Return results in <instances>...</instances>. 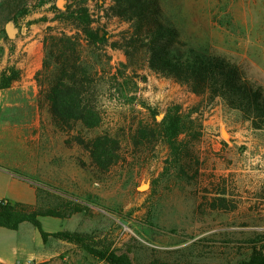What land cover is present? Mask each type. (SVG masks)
<instances>
[{"label":"rangeland","instance_id":"rangeland-1","mask_svg":"<svg viewBox=\"0 0 264 264\" xmlns=\"http://www.w3.org/2000/svg\"><path fill=\"white\" fill-rule=\"evenodd\" d=\"M59 1L0 0V73L10 67L19 72L10 87L0 88V199L33 203L28 182L35 191L43 187L82 202L90 209L68 218L40 217L44 229L90 234L103 248L127 252L134 264L157 257L196 264L247 258L253 241L262 236L264 242V152L258 149L264 147V129L149 69L139 71L146 80L132 72L112 80L107 56L114 72L126 55L109 44L130 24L108 13L113 0H64L63 6ZM160 1L183 43L228 57L264 90V0ZM68 8L88 9L92 25L108 36V43L87 53L91 61L101 56L99 67L107 70L97 85L106 115L94 129H62L37 80L50 28L77 32ZM173 103L194 110L202 122L192 170L170 167L163 143L133 142L139 123L153 121L148 107L160 120ZM104 133L121 145V158L110 170L99 169L87 148L88 140ZM237 133L242 142H236ZM247 142L254 145L244 154ZM13 175L26 180L25 188L11 186ZM222 196L231 209L212 206ZM57 201L47 196L48 203ZM0 253V264H110L55 237L44 243L30 222L17 230L0 227Z\"/></svg>","mask_w":264,"mask_h":264},{"label":"trees","instance_id":"trees-1","mask_svg":"<svg viewBox=\"0 0 264 264\" xmlns=\"http://www.w3.org/2000/svg\"><path fill=\"white\" fill-rule=\"evenodd\" d=\"M130 24L118 40L109 45L122 49L126 61L111 72V57L105 61L108 72L101 65V56L89 60L87 53H95L99 46L108 43V36L102 28L92 25L95 21L88 9L66 10L73 23L75 33L50 32L44 38L45 58L43 67L37 73L40 86L44 87L45 98L56 123L64 130L77 124L86 129L99 127L106 115V109L98 93L97 85L104 73H110L112 80H118L122 73H133L143 80L146 74L139 71L149 69L159 76L173 80L200 96L207 104L220 101L226 108L241 112L255 129H264V90L253 82L242 68L228 57L200 47L185 44L179 39V29L164 15L160 0H113L108 10ZM93 48V50H92ZM100 61V62H99ZM132 77V76H131ZM19 78L13 67L0 73V88H8ZM153 121L140 122L133 142L136 146L163 143L170 150L166 163L180 170H192L198 163L193 147L202 138V122L194 116V110L186 111L181 104H170L162 119L157 120L152 108ZM78 139L80 137H77ZM81 142V141H80ZM119 140L108 134H98L87 142L93 162L101 170H110L121 158ZM169 170V167H166ZM47 196L59 199L47 202ZM50 199V198H48ZM213 207L231 209L226 198H219ZM90 209L82 202L68 199L43 187L36 191V203L0 199V227L17 230L24 222H30L39 231L46 243L55 237L86 249L92 256L110 264H134L127 252H116L100 246L92 235L78 231L44 229L40 217L68 218L75 213ZM253 241L247 258L235 263L205 262L201 264H264L263 237ZM148 264H196L189 260L166 261L154 258Z\"/></svg>","mask_w":264,"mask_h":264},{"label":"crops","instance_id":"crops-1","mask_svg":"<svg viewBox=\"0 0 264 264\" xmlns=\"http://www.w3.org/2000/svg\"><path fill=\"white\" fill-rule=\"evenodd\" d=\"M236 136L238 137V139H237L236 142L237 143L242 142V139L243 138H242L241 134L240 133H237ZM247 144L249 145V148H248V150L246 149L244 151V154L249 153V150L253 147L252 145H254L252 142H247ZM258 149H259V154H262L264 152V147L262 145L258 146ZM22 181H25V183H26V180H23V179H21V178L13 175L12 179L10 180L11 186L19 187V188H25V186L22 184L23 183ZM26 185H27V189H31L34 192V194H35V201H36V191H35V189L28 182L26 183ZM3 198H6V197H3ZM28 203H31V202H28ZM0 258L1 259H5V255H3V253H0Z\"/></svg>","mask_w":264,"mask_h":264},{"label":"water","instance_id":"water-1","mask_svg":"<svg viewBox=\"0 0 264 264\" xmlns=\"http://www.w3.org/2000/svg\"><path fill=\"white\" fill-rule=\"evenodd\" d=\"M63 2H64V0L59 1V5L63 6Z\"/></svg>","mask_w":264,"mask_h":264},{"label":"bare ground","instance_id":"bare-ground-1","mask_svg":"<svg viewBox=\"0 0 264 264\" xmlns=\"http://www.w3.org/2000/svg\"><path fill=\"white\" fill-rule=\"evenodd\" d=\"M143 187H145V185H143Z\"/></svg>","mask_w":264,"mask_h":264}]
</instances>
